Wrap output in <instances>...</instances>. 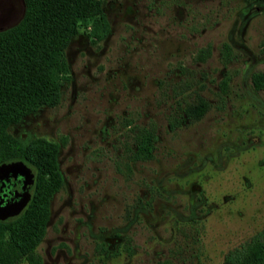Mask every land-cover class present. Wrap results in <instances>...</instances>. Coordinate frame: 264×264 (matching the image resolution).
<instances>
[{
  "label": "rangeland",
  "instance_id": "374dc122",
  "mask_svg": "<svg viewBox=\"0 0 264 264\" xmlns=\"http://www.w3.org/2000/svg\"><path fill=\"white\" fill-rule=\"evenodd\" d=\"M99 1L59 104L9 130L58 145L41 264H225L255 238L264 252V0ZM23 12L0 0V29Z\"/></svg>",
  "mask_w": 264,
  "mask_h": 264
},
{
  "label": "trees",
  "instance_id": "16d2710c",
  "mask_svg": "<svg viewBox=\"0 0 264 264\" xmlns=\"http://www.w3.org/2000/svg\"><path fill=\"white\" fill-rule=\"evenodd\" d=\"M24 12L15 25L0 29V165L22 162L34 169L33 192L23 212L0 221V264H41L36 249L45 236L49 202L62 185L58 145L44 139L23 143L10 128L61 100L69 69L65 51L78 35L80 19L103 18L99 0H23ZM205 104L187 108L199 116ZM151 138L141 141L138 155L148 157ZM47 178V179H46ZM225 264H264L257 238L229 252Z\"/></svg>",
  "mask_w": 264,
  "mask_h": 264
},
{
  "label": "water",
  "instance_id": "95a60500",
  "mask_svg": "<svg viewBox=\"0 0 264 264\" xmlns=\"http://www.w3.org/2000/svg\"><path fill=\"white\" fill-rule=\"evenodd\" d=\"M22 183L21 189L15 191L14 200H0V221H6L19 216L30 202V189L34 185V173L24 163L12 161L0 165V181L17 180Z\"/></svg>",
  "mask_w": 264,
  "mask_h": 264
},
{
  "label": "flooded vegetation",
  "instance_id": "af4514ba",
  "mask_svg": "<svg viewBox=\"0 0 264 264\" xmlns=\"http://www.w3.org/2000/svg\"><path fill=\"white\" fill-rule=\"evenodd\" d=\"M33 172V171H32ZM22 183L17 180H9L8 182L0 181V200L3 201L2 205L7 201L14 200L15 191L21 189ZM33 187L30 189V195L32 196Z\"/></svg>",
  "mask_w": 264,
  "mask_h": 264
}]
</instances>
